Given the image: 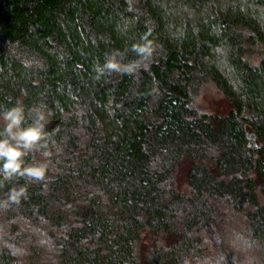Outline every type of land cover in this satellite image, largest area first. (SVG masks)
Segmentation results:
<instances>
[{"label": "trees", "instance_id": "16d2710c", "mask_svg": "<svg viewBox=\"0 0 264 264\" xmlns=\"http://www.w3.org/2000/svg\"><path fill=\"white\" fill-rule=\"evenodd\" d=\"M111 52L138 67L97 78ZM205 85L226 107L198 108ZM17 100L47 113L26 160L48 170L0 181L27 187L0 264H239L235 233L264 256V0H0V111Z\"/></svg>", "mask_w": 264, "mask_h": 264}, {"label": "clouds", "instance_id": "9594fccd", "mask_svg": "<svg viewBox=\"0 0 264 264\" xmlns=\"http://www.w3.org/2000/svg\"><path fill=\"white\" fill-rule=\"evenodd\" d=\"M142 43H134L132 50L138 57L150 54L152 42L142 37ZM138 65L129 61L122 63L116 52L109 53L103 63L97 62L94 71L96 77L103 76L106 72H133ZM30 111L34 117L28 121L26 109L22 101L17 100L6 109L0 111V181H8L12 178H30L36 181H43L48 170L47 160L29 162V156L37 146L46 149L45 124L47 113L40 106H34ZM43 157L48 158L51 153L47 150L41 151ZM27 195V187L24 184L9 188L5 200L0 204L18 203L22 197Z\"/></svg>", "mask_w": 264, "mask_h": 264}, {"label": "rangeland", "instance_id": "374dc122", "mask_svg": "<svg viewBox=\"0 0 264 264\" xmlns=\"http://www.w3.org/2000/svg\"><path fill=\"white\" fill-rule=\"evenodd\" d=\"M195 103L197 104L198 108L205 111H215L220 106L223 108L226 107L225 101L220 96L219 92L211 86L205 85L203 86L199 94L194 98ZM233 233L226 234V238H231ZM245 237L240 235L239 233H235L232 237V241L229 240L227 245L232 246L229 247V250L234 251L237 253L241 258L242 261L238 262L239 264H264V256H261L258 253V250L253 245H250L245 242ZM221 260H216L213 264H224L220 262Z\"/></svg>", "mask_w": 264, "mask_h": 264}]
</instances>
